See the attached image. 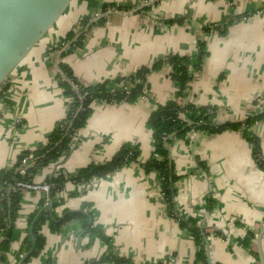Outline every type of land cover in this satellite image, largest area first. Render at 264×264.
Listing matches in <instances>:
<instances>
[{
	"label": "crops",
	"instance_id": "0c3cea01",
	"mask_svg": "<svg viewBox=\"0 0 264 264\" xmlns=\"http://www.w3.org/2000/svg\"><path fill=\"white\" fill-rule=\"evenodd\" d=\"M100 16L106 20L93 25L82 47L63 59L84 84L132 74L168 53L194 57L200 40L207 55L192 70L183 95L176 94L177 83L166 64L148 76L144 94L134 102H93L69 152L40 168L33 180L72 174L90 162L108 161L125 142L138 143V161L90 183L66 181L57 194L62 200L57 216L65 208L76 211L88 204L93 224L111 238L114 252L135 264H195L198 246L179 223L192 217L204 229L212 264H259L253 252H258L260 237L264 254V171L240 131H193L186 140H173L169 149L178 177L174 215L158 173L146 171L143 163L153 151L147 119L156 104L173 99L182 105H215L218 123L264 111V0H72L12 71L0 95V171L11 167L22 151L45 145L65 116L68 97L56 80L61 57L55 48L82 18L90 17L92 23ZM249 130L258 136L264 155V119ZM46 196L24 193L5 264H18L25 254L20 246L26 219L41 202L46 205ZM250 230L255 238L248 246L244 240ZM42 233L44 245L27 264H82L98 259L106 248L75 219L57 231L46 223Z\"/></svg>",
	"mask_w": 264,
	"mask_h": 264
},
{
	"label": "trees",
	"instance_id": "16d2710c",
	"mask_svg": "<svg viewBox=\"0 0 264 264\" xmlns=\"http://www.w3.org/2000/svg\"><path fill=\"white\" fill-rule=\"evenodd\" d=\"M105 7L106 5H104ZM105 20V16H100L90 23V17H85L80 20L77 29L67 32L62 41L71 42L67 48L60 50V70L56 75L58 85L63 89L64 95L68 97L67 112L62 119L55 123L45 145L40 148L22 151L11 167L3 168L0 171V264H5L8 260L16 220L19 216L20 205L24 195V190L16 186V183L18 181H32L40 168L58 160L62 155L69 152L73 135L85 125L92 112V103L97 100L106 103L134 102L139 96L144 94L148 76L166 64L171 68L170 76L177 83L178 91L176 94L183 95L185 88L192 79V70L199 69L204 57L207 55L205 43L200 40L196 56L194 57L168 53L154 61L150 66H141L132 74L95 84H84L74 75L70 66L63 62V59L74 53L77 48L82 47L87 39L88 31L93 25L102 24ZM60 48L61 45H58L56 50ZM6 87L7 81L0 87V95ZM217 112L218 107L215 105H195L192 103L182 105L170 99L164 103L156 104L155 109L148 116L147 124L152 130L153 151L148 160L143 163V167L146 171H156L158 173L160 189L168 204L170 215H174V196L176 194L174 182L178 177L174 173V163L170 156L169 147L176 138L186 140L189 138V133L193 131L216 133L226 130H238L250 144L256 165L264 171V155L261 151L259 138L249 130L252 123L264 119V111L242 120L222 123L216 121ZM28 155L32 156V163L25 169L24 173H20L17 168L20 166L22 158ZM139 155L140 146L138 143L125 142L108 161L103 163L90 162L72 174L60 172L47 178L46 182L51 187L49 195L46 197L51 204V209H43L45 204L41 202L28 215L25 237L20 246L22 255L32 246H34L32 255L43 247L45 235L42 233V228L46 223L52 230L57 231L63 224L75 219L81 223L84 233L88 234L91 239H102L106 245L104 252L98 259L86 260L82 264H135L131 257L118 255L114 252L111 238L93 224L91 212L87 209L88 204H82L81 208L76 211L65 208L59 216H57L55 209L62 203V200L57 198V194L61 191L66 181L90 182L94 178L112 174L123 166L138 161ZM198 163L200 166L203 165L200 160H198ZM179 223L180 226L192 233L198 246L195 264H209L205 249L206 234L204 229L198 226L192 217L186 220L180 219ZM32 237L34 238V245ZM254 238V233L251 230L248 231V235L244 240L245 244L250 246ZM253 254L255 257L259 256L258 252H253ZM28 259L23 264H27ZM142 264L169 263L166 260L144 262Z\"/></svg>",
	"mask_w": 264,
	"mask_h": 264
},
{
	"label": "water",
	"instance_id": "95a60500",
	"mask_svg": "<svg viewBox=\"0 0 264 264\" xmlns=\"http://www.w3.org/2000/svg\"><path fill=\"white\" fill-rule=\"evenodd\" d=\"M72 0H0V87L16 66L49 32ZM50 202L43 209H50ZM30 234L32 232L30 230ZM34 245V238L32 237ZM34 246L25 252L18 264L33 253ZM259 264L264 254L258 239ZM209 264H212L208 259Z\"/></svg>",
	"mask_w": 264,
	"mask_h": 264
},
{
	"label": "built area",
	"instance_id": "2783aa9c",
	"mask_svg": "<svg viewBox=\"0 0 264 264\" xmlns=\"http://www.w3.org/2000/svg\"><path fill=\"white\" fill-rule=\"evenodd\" d=\"M97 15H98V13H95L93 17H96ZM93 20H95V18ZM70 42L71 41H64V42L62 41V42L58 43L57 46L61 45V49H63L62 47H66L67 48L68 45L70 44ZM73 138H74V135H73ZM31 160H32V156L31 155H28V156H25L24 158H22L21 164L17 168V170L20 173H24L25 169L32 163ZM90 182H87V183H90ZM16 186H18L21 189H23L24 193L25 192H31V191H38V192L45 193L47 196L49 195V190H50V187H51V185L49 183H47V182L37 183L34 180H32L30 182L18 181L16 183ZM47 203H49V201H47Z\"/></svg>",
	"mask_w": 264,
	"mask_h": 264
},
{
	"label": "rangeland",
	"instance_id": "374dc122",
	"mask_svg": "<svg viewBox=\"0 0 264 264\" xmlns=\"http://www.w3.org/2000/svg\"><path fill=\"white\" fill-rule=\"evenodd\" d=\"M60 42H62V41H60ZM59 42V43H60ZM63 49H65L66 47H62ZM56 49V48H55ZM60 50H61V48L60 49H57V52H59V55H60ZM264 98V97H263Z\"/></svg>",
	"mask_w": 264,
	"mask_h": 264
}]
</instances>
